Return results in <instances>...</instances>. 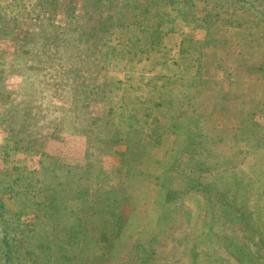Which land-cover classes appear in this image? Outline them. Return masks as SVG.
Instances as JSON below:
<instances>
[{
	"label": "rangeland",
	"instance_id": "374dc122",
	"mask_svg": "<svg viewBox=\"0 0 264 264\" xmlns=\"http://www.w3.org/2000/svg\"><path fill=\"white\" fill-rule=\"evenodd\" d=\"M107 1L0 0L14 263L264 264L262 5Z\"/></svg>",
	"mask_w": 264,
	"mask_h": 264
},
{
	"label": "trees",
	"instance_id": "16d2710c",
	"mask_svg": "<svg viewBox=\"0 0 264 264\" xmlns=\"http://www.w3.org/2000/svg\"><path fill=\"white\" fill-rule=\"evenodd\" d=\"M102 1L103 0H92L91 4H94L95 5L97 4L98 6L102 4ZM171 3H177L178 2H185V1H188V0H169ZM193 1V0H192ZM199 1H203L204 3H207V4H212V5H215L217 6L216 4V0H199ZM255 0H250L251 3H255L254 2ZM108 5L111 3V0H108ZM244 2V0H233L232 2H226V5L229 6V8L232 7V5L234 7H239V6H242V3ZM262 5V7L260 8V10L258 11V14H256V24H263L264 25V0H257L256 2V7L258 5ZM234 10V9H233ZM5 32V31H4ZM7 36H10V34H8ZM28 51V50H27ZM61 63H63L62 61H60ZM58 67H61L63 69V75L67 78V79H70V77L66 76L64 73L66 72V67L63 66V65H56ZM73 79V77L71 78ZM20 120L22 122V124L25 126V127H29L30 124L28 123V120H27V117L26 115H24L23 113L20 114ZM7 121L9 124H11L10 121L13 120V118L11 116H7ZM22 126V125H21ZM23 126V127H24ZM21 141L20 137L19 138H15L14 139V143L16 144V147H18L19 145V142ZM4 174H8V173H5ZM4 176H8V175H4ZM10 179H9V184L7 185V187H4V189H1V192H0V223L3 225L2 226V233L0 234V264H15L14 263V259H13V254H12V250H13V236L11 235V224L9 223L10 221L8 220V216L7 215H4L5 212V209H4V202L2 201V196H1V193L4 191L6 193H9V196H12V197H15V195L18 193V190L19 189H22L24 186H26L27 184V181L18 177V176H15L14 174H9L8 176ZM192 184L191 186H196L199 185V182L197 180H192ZM15 187V188H14ZM170 190H173V189H170ZM168 191V195H173L175 192L174 191ZM31 195V196H34L36 194L35 190H27L25 189L24 187V191L21 192V196H28L27 194ZM236 196L235 195H230L229 198L232 199V200H229V207L232 208L234 210V212H238L240 211L241 213H238V214H245L246 212L242 210V204H239L237 201H236ZM10 198V197H9ZM234 200V201H233ZM34 201V200H32Z\"/></svg>",
	"mask_w": 264,
	"mask_h": 264
}]
</instances>
